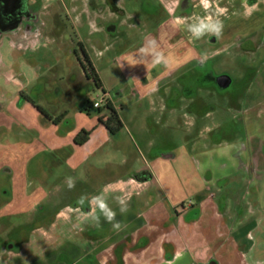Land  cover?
<instances>
[{
  "label": "rangeland",
  "instance_id": "374dc122",
  "mask_svg": "<svg viewBox=\"0 0 264 264\" xmlns=\"http://www.w3.org/2000/svg\"><path fill=\"white\" fill-rule=\"evenodd\" d=\"M25 3L23 23L0 34V264H90L65 251L94 239L121 258L124 226L145 210L113 195L129 176L159 180L144 189L152 202L207 205L201 214L213 239L257 219L260 228L246 235L261 258L264 0ZM88 59L101 86L86 75ZM220 76L231 86L221 89ZM108 102L121 116L120 133L97 131L87 148L76 145L77 130L108 121ZM16 189L19 200L29 197L10 209ZM91 198L96 213L62 228L58 212L76 214ZM92 221L98 226L87 228ZM220 242L214 255L224 246L238 253L233 241Z\"/></svg>",
  "mask_w": 264,
  "mask_h": 264
},
{
  "label": "crops",
  "instance_id": "0c3cea01",
  "mask_svg": "<svg viewBox=\"0 0 264 264\" xmlns=\"http://www.w3.org/2000/svg\"><path fill=\"white\" fill-rule=\"evenodd\" d=\"M48 120L54 122L53 118ZM54 123L57 125L61 123V120L58 119ZM99 125L93 129L82 128L77 130L75 136H73L74 143L76 136L83 130L92 132L90 140L84 146H81L83 148H87L93 143L97 136V131L98 134L107 135L109 133L107 128L100 123ZM170 158L164 157L163 159L170 160ZM234 163V166L237 167L238 163ZM158 181L155 177L141 179L129 176L119 180L116 185L113 195L121 194L131 204L130 209L134 206L145 209L144 212L137 216L129 218L124 226L130 228V231L125 235V241L123 242H125L127 248L121 258L116 255H109L111 250L107 251L103 246L105 242L97 239L90 240L86 244V249L73 245L70 250L65 248V252L76 253L75 259L78 260L77 262L86 260L90 264H95V259H98V256L104 253L107 255V258H104L106 261L104 264H264V254H262L261 258H256L255 254H253L255 243H252V241L255 239L253 237L249 239L248 235H246L250 229L255 231L260 228V222L257 219L238 221L236 229H233L230 235L225 237L220 234L217 239H213L208 234L209 228L207 227H210L209 222L205 221L203 214H201L208 208L207 205L200 203L196 206L179 208L178 202L175 204L171 202L170 206L167 207L163 204L164 200L162 198L154 202L151 199L144 198V189L149 187L151 182H156L160 185ZM160 190L162 191L161 187ZM35 192L32 195L39 194V192ZM16 193L18 191L10 198H7L9 201L7 207L10 209H19L23 204V200L26 198L27 201V197H29L25 195L26 197L23 196L25 197L23 200H19ZM1 203L3 202L0 199V205ZM39 204H36L32 209L38 207ZM96 206L95 198H91L89 205L83 208L81 206L76 208V214L60 210L58 212V220L63 222V228L72 223L73 218L78 217L74 221H77L80 225V223L87 221L86 218L92 217L96 213ZM43 219H46V217L43 216ZM95 225L96 223L92 221L87 228H95ZM50 226H57V222H52ZM64 233L63 235L66 236ZM44 234L46 235V232ZM46 237L49 239V236ZM221 240H224L222 245L233 241L234 250H238L239 254L224 246L222 249L225 252L220 257L214 255L211 245L221 243ZM250 241L251 245L248 244ZM243 249L247 250L242 252ZM253 258L255 262H249Z\"/></svg>",
  "mask_w": 264,
  "mask_h": 264
},
{
  "label": "trees",
  "instance_id": "16d2710c",
  "mask_svg": "<svg viewBox=\"0 0 264 264\" xmlns=\"http://www.w3.org/2000/svg\"><path fill=\"white\" fill-rule=\"evenodd\" d=\"M88 63L90 66V74L86 73L87 77L89 79H94L97 86H101V81L97 74V71L95 70L93 64L91 63V61H89V59H88ZM37 108L40 113H42L44 116L50 119L49 115L43 108L39 106H37ZM89 108H90V105L87 107V110H89ZM107 108L109 109V112H110L108 121L105 122L103 117H99V123L104 125L109 131V133H111V135L116 136L120 133L124 125L121 120L119 111H117V109H115L111 103H108ZM91 135H92V132L85 131V130L81 131L75 138V144L78 146H84L90 140Z\"/></svg>",
  "mask_w": 264,
  "mask_h": 264
},
{
  "label": "flooded vegetation",
  "instance_id": "af4514ba",
  "mask_svg": "<svg viewBox=\"0 0 264 264\" xmlns=\"http://www.w3.org/2000/svg\"><path fill=\"white\" fill-rule=\"evenodd\" d=\"M27 18L25 0H0V34L16 30Z\"/></svg>",
  "mask_w": 264,
  "mask_h": 264
},
{
  "label": "water",
  "instance_id": "95a60500",
  "mask_svg": "<svg viewBox=\"0 0 264 264\" xmlns=\"http://www.w3.org/2000/svg\"><path fill=\"white\" fill-rule=\"evenodd\" d=\"M216 83L221 89H226L231 86L232 81L227 76H220L216 79Z\"/></svg>",
  "mask_w": 264,
  "mask_h": 264
},
{
  "label": "built area",
  "instance_id": "2783aa9c",
  "mask_svg": "<svg viewBox=\"0 0 264 264\" xmlns=\"http://www.w3.org/2000/svg\"><path fill=\"white\" fill-rule=\"evenodd\" d=\"M109 103V102H108ZM102 104V102H97V103H95L94 105H93V108H97V109H100L101 108V105Z\"/></svg>",
  "mask_w": 264,
  "mask_h": 264
},
{
  "label": "clouds",
  "instance_id": "9594fccd",
  "mask_svg": "<svg viewBox=\"0 0 264 264\" xmlns=\"http://www.w3.org/2000/svg\"><path fill=\"white\" fill-rule=\"evenodd\" d=\"M202 28H203V26H202ZM201 30H202V29H201ZM201 30H200V31H201ZM212 30L218 32V31H219V25H218V24H217V25H213V26H212Z\"/></svg>",
  "mask_w": 264,
  "mask_h": 264
}]
</instances>
